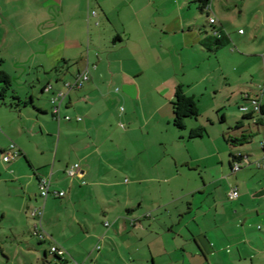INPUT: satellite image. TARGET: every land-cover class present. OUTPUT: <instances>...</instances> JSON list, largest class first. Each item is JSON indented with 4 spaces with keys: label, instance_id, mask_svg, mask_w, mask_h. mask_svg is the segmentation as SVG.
<instances>
[{
    "label": "crops",
    "instance_id": "1",
    "mask_svg": "<svg viewBox=\"0 0 264 264\" xmlns=\"http://www.w3.org/2000/svg\"><path fill=\"white\" fill-rule=\"evenodd\" d=\"M209 3L202 17L197 0H0V69L28 102L12 106L7 95L0 103V156L12 144L20 152L0 158V264H54L53 245L81 264H264V138L262 158L226 141L230 128L236 138L264 136V113L246 125L250 116L240 115L206 139L188 137L199 121L173 126L178 85L199 113L209 94L220 111L222 93L231 99L251 77L246 59L264 61V0ZM239 23L255 52L231 35ZM213 28L233 41L226 57L238 67H222L220 50L201 45ZM85 73L80 88L65 87ZM239 97L264 104L261 89ZM235 153L247 160L237 171ZM41 177L64 197L43 199ZM41 207V218L31 217Z\"/></svg>",
    "mask_w": 264,
    "mask_h": 264
},
{
    "label": "rangeland",
    "instance_id": "2",
    "mask_svg": "<svg viewBox=\"0 0 264 264\" xmlns=\"http://www.w3.org/2000/svg\"><path fill=\"white\" fill-rule=\"evenodd\" d=\"M198 6H199V4H195L194 9L202 17L205 16L204 14L200 13V10H199ZM206 23L207 22H206V19H205V24ZM207 26L209 27L210 25L207 23ZM239 28H241L243 31L245 30L246 34L244 36L238 34V29ZM234 29H235L234 33H231V35L234 34L233 36L235 37V39L237 37H239L241 39L242 43L249 44L247 46V49L248 50L253 49L254 52H255L256 44H255L254 38L251 36L250 29L245 27L241 23H239V25H236L234 27ZM260 45L262 46V48H264V40H261V44ZM235 49L236 48L234 47V43L231 40L229 45H227L226 47L221 49V50H224V52H222L221 50L219 51L218 55L220 56L222 67H227V69H229V68L231 69L233 60L231 59L232 62L229 61V60L227 61L226 54L228 53L227 51L235 50ZM257 50H258V48H257ZM236 53H238V52H236ZM214 60L215 59H213V61ZM233 63L235 64L236 67L239 66V61H234ZM246 63L247 64H249V63L252 64L250 66L251 71H252L251 77L250 76L246 77L247 83L241 85V87L239 85H237V83H236L237 86L235 85L236 87H234V95H233V97L231 99H227V97L230 95L229 94L230 91H228L226 93H222L223 96L225 94L226 95L224 96L225 99H223L222 108H221L220 111L213 109L212 101H211L212 97H210V94L209 95H205V96L202 97L200 115L197 117V120L192 119V121H199L200 123H202L201 126H203L205 128L204 139L207 138L208 134H211L214 131H217V132H221V130H226L227 131L229 124H231L230 125L231 127L233 126V119L234 118L239 117L240 115H244V113L242 111H240L239 107H238L239 105L243 104L242 100L239 97V91H242V90H255V89L264 90V61L262 60V58H251V59L247 58L246 59ZM220 78H221V80H223L222 77H220ZM230 78H232V77H230ZM209 97H210V99H209ZM45 98L46 97L43 96V99H45ZM219 98L221 100L223 97L221 98V96L219 95L218 99ZM46 103H48V102H46ZM50 105L52 107L51 102H50ZM117 110L119 111V113L122 114L123 111H124L123 104H118L117 105ZM222 113H225L227 115V118H228L227 123L223 122L221 120V116H222L221 114ZM243 122H244L245 125L247 124V119L245 117L243 118ZM118 125L121 126L120 129H122V128L126 129V127H127V123L124 120H120ZM232 130L233 129L230 128L228 130L229 133H227V134L231 135V138L234 139L236 137L232 135L233 134ZM247 133L250 134L249 132H247ZM263 138H264V136L261 133L258 134L257 132L256 133L254 132L251 141L249 143L244 144L243 148H245V149L249 150L251 153L257 155V157H261L262 158L263 151L261 149V146H262L261 144L263 142ZM199 139H201V138H199ZM154 140H157V139H154ZM154 140H153V142H154ZM140 142L141 143L143 142V139L141 137H140ZM232 148H234V149L237 148L238 149L240 147H238L237 144H233ZM0 158L3 159V156H0Z\"/></svg>",
    "mask_w": 264,
    "mask_h": 264
},
{
    "label": "trees",
    "instance_id": "3",
    "mask_svg": "<svg viewBox=\"0 0 264 264\" xmlns=\"http://www.w3.org/2000/svg\"><path fill=\"white\" fill-rule=\"evenodd\" d=\"M199 3L200 10H207L210 8L209 0H197ZM231 42L230 38L223 34L221 30H217L215 28L212 29V35L205 37L201 41V45L205 48V50L214 55L222 48L229 45ZM12 88V78L11 76L0 69V103H5V98L7 95L10 96V105L18 106V105H26L28 102L26 100H22L19 96L13 94ZM30 102V101H29ZM171 108L173 113V126L178 130H185L187 127V121L190 119L197 120V117L200 115L199 107L197 100L194 96L187 95L184 92V89L181 85H178L175 89V93L173 99L171 101ZM264 113V104L261 106L259 114ZM251 118H247L250 120ZM223 121V120H222ZM239 123H235L234 127L238 128ZM205 134V128L199 124L189 129L188 137L189 138H200ZM251 135H241L239 138L232 139L228 137L226 139L227 142L230 143L231 146L233 144L242 145L244 143L250 142ZM264 148V147H263ZM236 160L234 154H231V166L233 162Z\"/></svg>",
    "mask_w": 264,
    "mask_h": 264
},
{
    "label": "built area",
    "instance_id": "4",
    "mask_svg": "<svg viewBox=\"0 0 264 264\" xmlns=\"http://www.w3.org/2000/svg\"><path fill=\"white\" fill-rule=\"evenodd\" d=\"M92 14L94 15L95 12H92ZM214 22H215V19L209 17V23L214 24ZM239 32L242 33V30H240ZM88 79H89V76L85 73L81 75L80 77L78 76L73 82L66 83L65 87L67 89L80 88L83 85V83L87 81ZM63 96H64V93L62 91H59L56 94H54L50 99V102L52 104V115L55 118H59L60 104L63 99ZM246 102L247 103H243L239 106V110L242 111L244 114L249 115L252 122H256L255 116L259 113L260 108L262 106V102L256 98L246 99ZM64 119L69 120L70 117L66 116ZM77 120H80V118L78 117ZM19 154H20L19 150L15 147V145L12 144L10 145L8 150L3 152L2 154L3 161L7 162L10 160H13L17 158ZM234 155L236 157V160L232 164V170L237 171L247 162V160L241 153H236ZM79 167L80 166L78 163L69 166L65 170L66 175L71 178L76 176L79 173ZM50 186H51L50 178L41 177L39 179L40 196L43 199H46L49 195H52L54 197H59V198L64 197L65 195L64 191L52 190ZM228 197L229 199L237 198L238 191L236 189L230 190L228 193ZM42 213H43V207L33 209L30 212V215L33 218L40 219L42 216ZM34 234L42 237V235L38 233L37 231L34 232ZM49 253L54 257V264H81L72 258H68L66 251L63 248L58 247L57 245L51 246L49 249Z\"/></svg>",
    "mask_w": 264,
    "mask_h": 264
}]
</instances>
